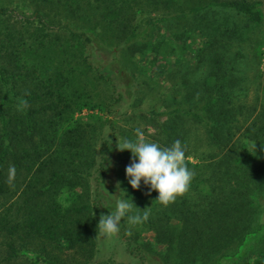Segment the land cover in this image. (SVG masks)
I'll list each match as a JSON object with an SVG mask.
<instances>
[{"label":"trees","instance_id":"16d2710c","mask_svg":"<svg viewBox=\"0 0 264 264\" xmlns=\"http://www.w3.org/2000/svg\"><path fill=\"white\" fill-rule=\"evenodd\" d=\"M92 3H102L106 10L102 16L108 22L98 23L100 28L109 27L120 13L135 16L126 42L136 38L143 20L153 25L213 8L235 11L255 24L264 20L259 0H31L13 7L0 3V264H60L55 253L63 250L88 261L96 252L99 230L87 188L90 183L99 187L106 169L103 148L109 146V137L96 148L91 131L101 119L92 112L105 108L72 89L71 72L63 63L53 67L41 55L45 40L64 31L77 42L89 69L104 67L98 56L116 52L102 42L104 33L85 25L74 29L66 17L49 18L50 11L60 8L86 21ZM147 6L160 13L150 18ZM33 27L38 41L29 49L25 35ZM98 74L107 82L101 71ZM225 95L211 93L199 108L173 105L147 111L159 126L162 147L179 140L186 157L198 160L186 161L195 175L188 192L174 203L162 205L156 191L139 202L137 215L148 213L139 228L165 247V264H205L211 259L215 264H264V222L257 223L253 216L264 198V151L250 149L243 141L264 146V135L246 127L234 137V113ZM84 109L92 111L87 121L76 115ZM181 127L187 132H180ZM198 129L199 136L192 137L190 132ZM207 166L210 176H203ZM141 233L135 232L138 238ZM126 248L144 264L141 243L132 245L129 239Z\"/></svg>","mask_w":264,"mask_h":264},{"label":"rangeland","instance_id":"374dc122","mask_svg":"<svg viewBox=\"0 0 264 264\" xmlns=\"http://www.w3.org/2000/svg\"><path fill=\"white\" fill-rule=\"evenodd\" d=\"M18 1L19 6L23 1L31 2L0 0V3L13 7L18 5ZM259 1L264 12V0ZM94 6L95 9L92 8ZM92 7L89 6L87 10L86 21L67 16L60 8L50 11L49 18L57 21L66 17L65 20H69L77 30L83 25L100 30L101 34L104 33L102 42L108 49L116 51L112 54L114 60L111 54H100L98 57L104 60V67L89 69L78 52L77 42L61 31L45 40L41 47V55L45 59L42 61L46 64L53 62V67L62 66L63 63L66 70L71 72L72 89L105 108L93 112L84 109L76 114L84 121L88 120L90 112L101 117L91 130L96 148L104 136L109 137L110 141L109 146L103 148L108 160L99 187L95 188L90 183L87 188L97 225L102 214L108 215L115 210L117 200H127L133 207L122 218L118 233L111 236L98 233L96 252L88 261L82 254L71 250L56 252L55 258L60 264H139L140 255L130 254L126 248V240L130 239L132 245L141 243L144 264H165L162 253L165 247L156 244L147 229L139 228L138 223L133 224L129 220V217L137 215L141 198L152 195L153 190L143 181L138 190L132 188L126 175L132 153L130 150L120 151L118 140L135 142L136 130L140 129L147 141L161 146L159 126L147 111L151 108L160 111L173 105L185 108L194 105L199 108L208 95L214 92L225 93L231 102L236 124L234 137L239 136V131L242 132L246 127L264 135V20L255 24L235 11L213 8L181 20L153 25H147L143 20L138 24L136 38L126 42L125 38L136 23L135 16L127 12L124 15L120 13L109 27L100 28L98 23L105 25L108 22V17L102 16V13H106L104 4L92 3ZM26 10L30 13L29 9ZM145 11H148L150 18L160 13L151 6L145 7ZM28 31L25 35L26 47L35 49L33 43L38 40H35L34 27ZM100 71L106 76L107 82L100 78ZM180 132L187 131L181 127ZM200 132L201 129H198L190 133L196 138ZM243 141L247 142L248 148H257L263 153L264 146ZM181 144L184 147V143ZM186 158V161L198 162L194 156ZM209 158L207 156L204 160L208 161ZM210 173V166L201 171L203 176H210ZM94 189L97 190L96 198H93ZM82 191L87 194L84 187ZM253 216L257 218V223L264 222V198L258 202ZM137 229L142 232L139 238L135 234ZM205 264H215V260L211 259Z\"/></svg>","mask_w":264,"mask_h":264},{"label":"clouds","instance_id":"9594fccd","mask_svg":"<svg viewBox=\"0 0 264 264\" xmlns=\"http://www.w3.org/2000/svg\"><path fill=\"white\" fill-rule=\"evenodd\" d=\"M136 136L135 142L127 139L123 142L118 140L117 145L120 151L130 150L132 153V161L126 167L130 185L138 190L143 181L144 185L159 193L156 201L164 206L174 203L178 196H183L188 192L195 175L187 167L184 147L179 140H176L170 147H161L158 143L147 141L140 129L136 130ZM132 207L133 205L127 200H117L113 212L101 215L98 224L99 233L105 236L118 233L122 218ZM147 218L148 213L145 211L143 217L135 215L129 217V220L135 224Z\"/></svg>","mask_w":264,"mask_h":264}]
</instances>
